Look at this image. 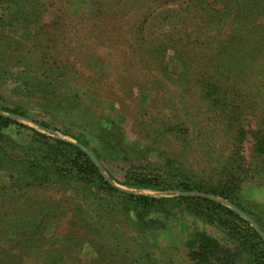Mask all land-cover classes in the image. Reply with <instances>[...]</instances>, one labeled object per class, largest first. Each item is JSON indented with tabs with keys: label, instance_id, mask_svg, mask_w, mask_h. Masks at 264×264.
<instances>
[{
	"label": "rangeland",
	"instance_id": "374dc122",
	"mask_svg": "<svg viewBox=\"0 0 264 264\" xmlns=\"http://www.w3.org/2000/svg\"><path fill=\"white\" fill-rule=\"evenodd\" d=\"M0 15L10 22L0 26L1 114L88 149L118 189L157 197L174 192L126 184L131 162L123 155L139 168L170 160L216 181L238 151L246 174L235 194L212 198L264 238L252 216L264 219V152L256 149L264 139V0H12L0 2ZM206 91L217 98L213 107ZM6 133L27 144L31 131ZM101 137L120 139V150ZM10 179L0 170L2 260L195 264L189 254L201 223L181 209L142 232L124 209L107 206L101 189L71 182L21 194ZM206 231L234 249L216 228Z\"/></svg>",
	"mask_w": 264,
	"mask_h": 264
},
{
	"label": "trees",
	"instance_id": "16d2710c",
	"mask_svg": "<svg viewBox=\"0 0 264 264\" xmlns=\"http://www.w3.org/2000/svg\"><path fill=\"white\" fill-rule=\"evenodd\" d=\"M5 21L10 24L8 17L0 15V26L4 25ZM54 84L47 82L45 85L52 88ZM51 90L54 93L53 89ZM202 98L212 107L217 100L208 91L202 93ZM225 99L224 96L223 100ZM225 115L229 120L234 117V114H230V110ZM12 126L31 131L27 144L17 143L10 138L6 130ZM175 128L179 132V126L176 125ZM115 129L112 127L104 131L115 132ZM242 134V129L235 133L236 141H239L238 136ZM101 139L105 148H111L114 153L120 150V139L110 140L109 143L102 137ZM16 148H19L21 154L13 152ZM256 149L264 152V139L257 140ZM237 155L239 156L238 151H235L231 154L232 160L226 158L225 165L222 163L223 167L218 172L221 176L216 181L205 179L203 173L199 175L191 170L186 171L178 166H172L170 160H167V164H163L162 167L147 162L145 166L139 168L134 165L133 160H129L128 155H123L121 159L131 162L124 181L126 184L146 188H168L172 189L174 194L157 197L125 192L111 185L91 156L74 142L27 128L18 120L0 113V170L8 173L11 178V183L8 184L14 186V191L22 194L26 188L48 187V185L54 188L71 182L75 183L77 190L91 187L101 189L112 202L105 199L107 206L112 204L111 209L117 206L124 209L123 214H128V217L125 215L126 218L142 232L162 227L164 220L181 209L184 214L192 218L194 223H201V226L194 227L195 248L189 254L190 261L195 264L214 262L264 264V238L250 224L247 217L241 216L212 198V196H220L230 200L235 194L236 188L246 174V169L241 164V157L239 160L236 158ZM21 180L25 181L24 185L20 183ZM177 192L180 194H175ZM247 214L252 215L253 212L248 211ZM160 216H163V219ZM252 216L264 233V219ZM206 226L216 228L223 235L225 243L235 245L234 249L230 250L228 246H222L217 237L206 231ZM13 262H15L14 258L0 259V264H14Z\"/></svg>",
	"mask_w": 264,
	"mask_h": 264
},
{
	"label": "water",
	"instance_id": "95a60500",
	"mask_svg": "<svg viewBox=\"0 0 264 264\" xmlns=\"http://www.w3.org/2000/svg\"><path fill=\"white\" fill-rule=\"evenodd\" d=\"M90 156L91 158L97 163L96 158L94 157V155L88 150V149H84Z\"/></svg>",
	"mask_w": 264,
	"mask_h": 264
}]
</instances>
